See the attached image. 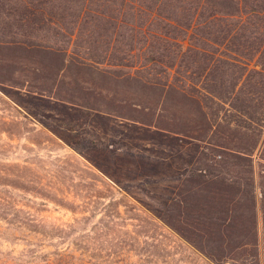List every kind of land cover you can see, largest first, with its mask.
Listing matches in <instances>:
<instances>
[{"label": "trees", "instance_id": "16d2710c", "mask_svg": "<svg viewBox=\"0 0 264 264\" xmlns=\"http://www.w3.org/2000/svg\"><path fill=\"white\" fill-rule=\"evenodd\" d=\"M0 91L206 261L260 264L264 184L187 166L264 161V0H0ZM18 223L0 264H87Z\"/></svg>", "mask_w": 264, "mask_h": 264}, {"label": "rangeland", "instance_id": "374dc122", "mask_svg": "<svg viewBox=\"0 0 264 264\" xmlns=\"http://www.w3.org/2000/svg\"><path fill=\"white\" fill-rule=\"evenodd\" d=\"M43 121L56 123L49 118ZM259 153L257 151L253 155L252 175L245 169L219 168L199 153L195 155L199 162L196 160L187 169L201 167L208 172L222 171L225 176L241 179L253 176L258 186L264 184V161L259 159ZM160 183L161 186L178 187L183 181ZM0 203L1 227L6 226L5 221L25 222L23 225L18 223L16 229L9 231L30 239L39 233L47 235L57 231L68 239L65 246L82 253L87 264H212L161 226L151 212L118 192L76 151L1 91ZM258 203L257 190V206ZM30 221H40L46 228L32 232L33 228L26 225ZM52 226H61L63 232L53 230ZM257 229L260 264H264L260 212ZM24 248L20 240L11 243L0 241V249L14 255Z\"/></svg>", "mask_w": 264, "mask_h": 264}]
</instances>
